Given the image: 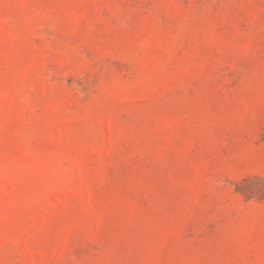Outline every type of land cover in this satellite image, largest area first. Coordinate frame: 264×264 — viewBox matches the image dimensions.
<instances>
[{
    "label": "rangeland",
    "instance_id": "rangeland-1",
    "mask_svg": "<svg viewBox=\"0 0 264 264\" xmlns=\"http://www.w3.org/2000/svg\"><path fill=\"white\" fill-rule=\"evenodd\" d=\"M0 264H264V0H0Z\"/></svg>",
    "mask_w": 264,
    "mask_h": 264
}]
</instances>
